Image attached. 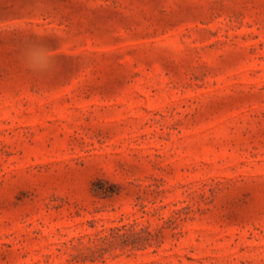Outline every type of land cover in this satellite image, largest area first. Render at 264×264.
I'll return each mask as SVG.
<instances>
[{"label": "rangeland", "instance_id": "obj_1", "mask_svg": "<svg viewBox=\"0 0 264 264\" xmlns=\"http://www.w3.org/2000/svg\"><path fill=\"white\" fill-rule=\"evenodd\" d=\"M0 264H264V0H0Z\"/></svg>", "mask_w": 264, "mask_h": 264}, {"label": "clouds", "instance_id": "obj_2", "mask_svg": "<svg viewBox=\"0 0 264 264\" xmlns=\"http://www.w3.org/2000/svg\"><path fill=\"white\" fill-rule=\"evenodd\" d=\"M20 59L25 67L39 74L54 73L58 63L54 50L36 40H25L20 47Z\"/></svg>", "mask_w": 264, "mask_h": 264}]
</instances>
